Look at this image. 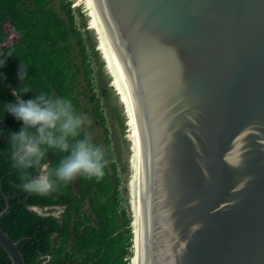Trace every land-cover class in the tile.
<instances>
[{
	"label": "water",
	"instance_id": "obj_1",
	"mask_svg": "<svg viewBox=\"0 0 264 264\" xmlns=\"http://www.w3.org/2000/svg\"><path fill=\"white\" fill-rule=\"evenodd\" d=\"M92 4L134 138L136 264H264V0ZM19 242L0 228L11 264Z\"/></svg>",
	"mask_w": 264,
	"mask_h": 264
},
{
	"label": "trees",
	"instance_id": "obj_2",
	"mask_svg": "<svg viewBox=\"0 0 264 264\" xmlns=\"http://www.w3.org/2000/svg\"><path fill=\"white\" fill-rule=\"evenodd\" d=\"M59 2L64 16L52 0H0V45L3 25L19 35L0 48V212L8 205L0 228L20 240L26 264H130L131 219L112 155L80 131L76 88L81 81L91 87L92 69L71 4ZM29 141L37 150L21 158ZM46 162L49 188L38 189ZM34 207L62 211L45 215ZM0 264H11L1 247Z\"/></svg>",
	"mask_w": 264,
	"mask_h": 264
},
{
	"label": "rangeland",
	"instance_id": "obj_3",
	"mask_svg": "<svg viewBox=\"0 0 264 264\" xmlns=\"http://www.w3.org/2000/svg\"><path fill=\"white\" fill-rule=\"evenodd\" d=\"M70 2L71 14L74 18V24L77 31L82 37V42L85 44L87 59L86 62L90 64L92 69L91 83L94 88V93L100 101V107L102 108L103 116L105 118V126L109 132V139L111 141V151L113 153L114 162L116 164L117 175L120 178V197L122 198V205L127 212V216L132 219L134 216L132 209L134 205V192L130 191V181L132 176L131 169V142L130 132L127 126V117L125 116L123 105L121 104L114 88L111 86V78L105 70V65L102 57L98 51V38L93 29L90 28L89 10L84 0H67ZM53 6L58 12L64 16V13L60 10L59 0H52ZM11 36V35H10ZM17 39V35L10 37L5 43L9 45ZM73 44L76 42L74 36H72ZM73 54L77 55L75 62L80 65L82 57L79 55V49L76 45L73 47ZM82 88L87 92L88 98H80L83 102V108L91 109L90 103L91 96L86 86ZM91 112L83 115V121L85 122V129L87 135L92 139L96 138L101 143L104 135L103 129L100 128L99 122L91 117ZM128 184L129 194L126 195L123 191V186ZM130 203V206H129ZM132 205V206H131ZM42 212V211H39ZM46 213V212H45ZM132 215V217H131ZM132 229L133 221L130 223ZM132 249V248H131ZM133 252V249H132ZM131 252V255H132ZM130 255V256H131ZM129 256V259H130Z\"/></svg>",
	"mask_w": 264,
	"mask_h": 264
},
{
	"label": "flooded vegetation",
	"instance_id": "obj_4",
	"mask_svg": "<svg viewBox=\"0 0 264 264\" xmlns=\"http://www.w3.org/2000/svg\"><path fill=\"white\" fill-rule=\"evenodd\" d=\"M3 31L5 33H7V39L6 41L0 45V48L1 47H4L5 46V43L10 40V37H14L15 35H17V39L10 43L9 45L15 43L16 41L19 40V35L14 32V30L7 24L3 25ZM11 35V36H10ZM9 45H6V46H9ZM91 84V89L89 88V85L87 82H82L80 83V85H78V88H76V92L77 93H82V94H78V101H79V108H78V117L80 118V123H81V129L80 131L84 134V137H85V140L88 144L92 145L94 148L100 150L101 154L102 155H105V150H106V147H108V150L109 152L111 153L112 155V159H113V162H114V157H113V153L111 151L112 147H111V141L109 139V132H108V129L107 127L105 126V118L103 116V112H102V108L100 107V101L99 99L97 98L96 94L94 93V88H93V85L92 83L90 82ZM85 85L87 90L89 91L90 95L91 96V99H90V103L92 104V107L91 109H88V108H83V102L80 100V98H88L87 96V92L82 88V86ZM56 97V95H55ZM98 99V107L96 108L95 107V104H96V101ZM56 101L58 102V99L56 97ZM61 106V111L63 113H65L67 110V108H65L64 106L60 105ZM91 112V117L96 119L98 122H99V126L100 128H102L103 130V139L101 141V143H99L97 141L96 138H90L88 135H87V131L85 129V122L83 121V115L86 114V113H89ZM37 149L34 148L33 146H31V143L30 141L24 146L22 152H19V156L22 158L24 157L27 153H30V152H34L36 151ZM115 164V162H114ZM47 165H48V162H46L45 164L42 165V167L40 168L39 170V174L38 176L36 177L35 179V184H36V188L38 189H47L49 188V183H48V180H47V173H46V169H47ZM115 167H116V164H115ZM118 176V175H117ZM120 179V178H119ZM121 183V181H120ZM76 185H78V182L76 181ZM34 211L38 212V213H44L45 215L46 214H53V215H59L62 211V207H54L53 210L50 209V211H48L49 209L47 208V210H44V209H40L38 207H34L33 208ZM39 211H42V212H39ZM46 212V213H45Z\"/></svg>",
	"mask_w": 264,
	"mask_h": 264
},
{
	"label": "bare ground",
	"instance_id": "obj_5",
	"mask_svg": "<svg viewBox=\"0 0 264 264\" xmlns=\"http://www.w3.org/2000/svg\"><path fill=\"white\" fill-rule=\"evenodd\" d=\"M86 3V6L89 10V17H90V28L93 29L95 31V33L97 34V38H98V51L102 57V60L104 62L105 70L107 71V73L109 74L110 78H111V86L114 88L121 104L123 105L122 102V98L118 89V85L114 76V72L110 63V59L106 50V46L101 34V30L97 21V17L93 8V4H92V0H84ZM124 108V105H123ZM124 112H125V116L126 115V111L124 108ZM127 126L129 127V132H130V142H131V169H132V176H131V181H130V191L134 192V205H133V209L132 212L134 214V216L132 217L133 220V237L134 240L132 241L133 245H132V255L130 258V264H136V259H137V253H138V236H139V209H138V195H137V181H136V167H135V153H134V138H133V134L130 128V124L127 118ZM132 206V205H131Z\"/></svg>",
	"mask_w": 264,
	"mask_h": 264
}]
</instances>
